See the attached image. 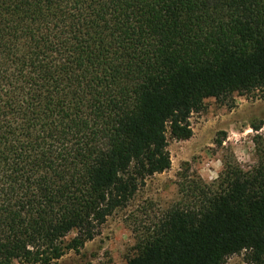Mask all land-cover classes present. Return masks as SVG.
I'll return each mask as SVG.
<instances>
[{
	"label": "trees",
	"instance_id": "trees-1",
	"mask_svg": "<svg viewBox=\"0 0 264 264\" xmlns=\"http://www.w3.org/2000/svg\"><path fill=\"white\" fill-rule=\"evenodd\" d=\"M234 93L264 98V0H0V264L78 252ZM252 141L251 171L229 153L213 182L182 176L126 264H264Z\"/></svg>",
	"mask_w": 264,
	"mask_h": 264
},
{
	"label": "rangeland",
	"instance_id": "rangeland-1",
	"mask_svg": "<svg viewBox=\"0 0 264 264\" xmlns=\"http://www.w3.org/2000/svg\"><path fill=\"white\" fill-rule=\"evenodd\" d=\"M252 123H262L261 129L254 131ZM190 124V138L168 140L170 168L148 177L128 206L108 217L99 234L78 252L64 254L56 264H126L135 242L134 227L177 198V183L182 176L196 175L213 182L229 153L235 155L244 171L255 168L252 138L264 132V98L236 93L225 101L206 98L203 109L190 116ZM224 264H244L242 253L229 256Z\"/></svg>",
	"mask_w": 264,
	"mask_h": 264
}]
</instances>
